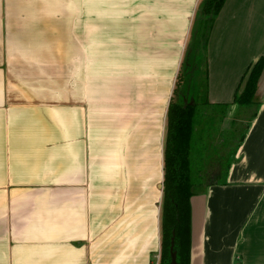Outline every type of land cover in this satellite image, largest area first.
Segmentation results:
<instances>
[{"label":"crops","instance_id":"0c3cea01","mask_svg":"<svg viewBox=\"0 0 264 264\" xmlns=\"http://www.w3.org/2000/svg\"><path fill=\"white\" fill-rule=\"evenodd\" d=\"M201 1L0 0V264L158 263L169 78L160 95L137 81L169 60L141 59L133 42L173 37L181 63L185 37L204 31ZM157 46L144 50H170ZM260 58L264 0H225L192 157L216 164L212 129L244 134L225 182L190 198V264H264V67L253 101H233Z\"/></svg>","mask_w":264,"mask_h":264},{"label":"trees","instance_id":"16d2710c","mask_svg":"<svg viewBox=\"0 0 264 264\" xmlns=\"http://www.w3.org/2000/svg\"><path fill=\"white\" fill-rule=\"evenodd\" d=\"M224 1H201L196 23L199 27L203 25L204 31L198 33L200 30L196 29L190 36V42L187 45L188 47L181 62L179 73L175 79L173 94L169 101L163 146V180L160 214L161 240L157 264H170V242L173 233V250L176 252L177 264H190V198L197 185H207L212 181L225 182L223 177L231 160L234 158L236 143L240 142L243 138V131L236 133L237 127L235 126L231 130L230 136L234 138L237 134L239 135L236 143H233V147L227 150L225 157L217 155L215 158L216 164H211L208 161L204 165V175L201 178L197 179L192 176L191 157L194 145V124L196 122L195 109L198 104L197 93L191 87L192 74L198 63L203 65L205 61L208 30ZM263 67L264 60L262 58L248 67L242 78V86H238L234 94V102L240 105H247L253 101ZM187 97L190 98L188 101H185L184 98ZM207 118H210V121L213 116L208 115ZM198 119L200 120V117ZM227 141L229 140L227 139L226 143ZM210 174L211 176L214 174V176L209 179Z\"/></svg>","mask_w":264,"mask_h":264},{"label":"rangeland","instance_id":"374dc122","mask_svg":"<svg viewBox=\"0 0 264 264\" xmlns=\"http://www.w3.org/2000/svg\"><path fill=\"white\" fill-rule=\"evenodd\" d=\"M128 38H130V37H126V40ZM131 39H132V37H131ZM136 40H137L136 42L135 41L133 42L134 44L136 43L137 49H138L136 51V55L138 57H140L141 59H144L145 57H148L149 54H151L153 56L161 55L162 58L168 57V60H169L168 68L161 69V72H162L161 75L159 74L158 76H152L151 82L149 81V78L146 81L138 80L137 81L138 91H139L140 87L143 86L146 82L148 91L151 90L154 93H158L159 95L161 93L164 94V92H166L165 91V87H166L165 79L169 78L168 90H169V95L171 97L173 94V89L175 87V79L179 73L180 66H181L180 57H179L180 54L177 50L178 46L176 44V40L174 39V41H173V37H136ZM189 40H190V36L185 37L183 56H184L186 49L188 47L187 45L190 42ZM107 41H106V43L111 46L112 45V37H108ZM160 41H163V43H166V41L168 42V47L170 48V50L168 52L145 51L144 50V47H158L157 43H159ZM148 43H154L156 46H147ZM107 48H108V45L106 46V49ZM177 58H178V63L176 64L175 60ZM197 63H198V61H197ZM136 71H137L138 75L140 74L141 76H143L142 77L143 79L145 78L144 74L145 73L148 74V68H145V67H137L135 69V72ZM112 74H113V72L110 75H112ZM129 74H131V73H129V72H122V73L116 72L115 73V75H117V76H127ZM191 87H192V89H194V91L197 94H200V91L202 93L204 92V94H205V67L201 63H198L196 69L194 70V72L192 74V85H191ZM201 96H203V95H201ZM202 98L200 99V101L203 100ZM186 101H188V100H186ZM200 101H198L197 107L195 109L196 112H198L200 108L201 109L203 108V106H200ZM212 131H213L212 136H215L217 141L215 140V144H214V145H216V147L214 148L212 146L209 153L214 154L215 156L221 155L222 157H225V155L227 154V150L229 149L230 145H232L233 143H236L238 134L233 138L230 136L231 131L226 132V133H225V129H223L224 132L221 130L222 131L221 133L218 130H214V129H212ZM227 139L229 141H227V143H226ZM202 146H203V142L200 141V147H199L200 151H203ZM193 153H194V151H193ZM207 155L205 153V154H202L200 157L199 155L194 154L193 157H191L192 171H193L192 176H195L197 179L201 178L202 175H204L203 174L204 165L209 161V158L206 157ZM206 168H207V166H206ZM155 259L157 260V257Z\"/></svg>","mask_w":264,"mask_h":264},{"label":"water","instance_id":"95a60500","mask_svg":"<svg viewBox=\"0 0 264 264\" xmlns=\"http://www.w3.org/2000/svg\"><path fill=\"white\" fill-rule=\"evenodd\" d=\"M174 246V233L171 237V242H170V256H171V262L170 264H177L176 262V252L173 250Z\"/></svg>","mask_w":264,"mask_h":264},{"label":"built area","instance_id":"2783aa9c","mask_svg":"<svg viewBox=\"0 0 264 264\" xmlns=\"http://www.w3.org/2000/svg\"><path fill=\"white\" fill-rule=\"evenodd\" d=\"M158 260H159V256H157V260L156 261L158 262Z\"/></svg>","mask_w":264,"mask_h":264}]
</instances>
